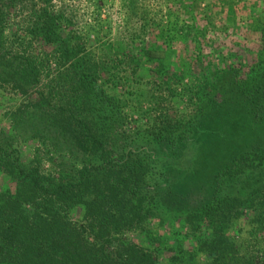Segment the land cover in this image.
I'll return each mask as SVG.
<instances>
[{
	"label": "trees",
	"instance_id": "obj_1",
	"mask_svg": "<svg viewBox=\"0 0 264 264\" xmlns=\"http://www.w3.org/2000/svg\"><path fill=\"white\" fill-rule=\"evenodd\" d=\"M43 2L46 8L30 21L29 37L38 50L23 48L19 80L36 84L45 60L50 56L57 62L70 92L71 113L61 115L62 109L53 111L43 100L35 116L51 122L58 136H71L82 157L79 164L43 175L39 166L23 164L2 135L0 175L9 182L0 186V264H264V146L236 155L214 176L209 198L173 216L178 236L166 248L169 240L162 229L170 218L158 215L151 205L154 159L133 147L125 131L112 132L124 119L97 86L103 73H122L120 66L130 65V42L103 43L93 62L80 37L63 33V16L49 9L52 0ZM16 4L18 0H0V51L5 47L6 12ZM225 7L231 15L232 7ZM143 53L163 70V46ZM232 64L219 70L233 73L236 94L230 92L231 97L240 100L243 110L245 104L251 113L264 114L263 50L255 61L239 60L237 68ZM153 136L167 139L160 133ZM78 206L82 216L72 219ZM233 224L239 227L235 233L242 226L247 230L240 243L229 236Z\"/></svg>",
	"mask_w": 264,
	"mask_h": 264
},
{
	"label": "rangeland",
	"instance_id": "obj_2",
	"mask_svg": "<svg viewBox=\"0 0 264 264\" xmlns=\"http://www.w3.org/2000/svg\"><path fill=\"white\" fill-rule=\"evenodd\" d=\"M133 1L52 0L49 9L63 16L65 36L86 43L84 51H90L93 62L103 43L130 42L134 55L130 65L120 66L122 73H103L97 86L124 119L113 125L112 132L125 131L133 147L154 159L151 205L158 215L170 218L162 233L171 249L178 236L171 219L182 215L184 206L209 198L214 176L236 155L264 146V114L251 113L245 104L243 110L240 100L230 94L235 93L233 73L219 71L223 64L255 61L260 49L264 52V0ZM44 2L18 0L6 12L5 47L0 51V138L10 140L23 164H35L47 175L79 164L82 153L72 147L71 136H58L51 122L35 116L43 100L53 111L62 109L61 115L71 113L70 92L57 62L50 56L45 60L36 84L19 80L23 48L38 50L29 37L30 21L46 8ZM154 45L163 46V70L144 58L143 52ZM156 133L167 139H154ZM8 182L1 174L0 186ZM82 212L78 206L70 215L77 219ZM238 228L233 224L229 236L240 243L247 230L242 226L235 233Z\"/></svg>",
	"mask_w": 264,
	"mask_h": 264
}]
</instances>
